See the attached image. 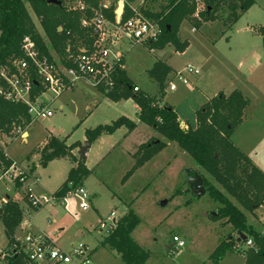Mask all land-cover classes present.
I'll return each mask as SVG.
<instances>
[{
	"label": "rangeland",
	"instance_id": "rangeland-1",
	"mask_svg": "<svg viewBox=\"0 0 264 264\" xmlns=\"http://www.w3.org/2000/svg\"><path fill=\"white\" fill-rule=\"evenodd\" d=\"M119 3L123 1L117 2L115 13ZM64 4L71 7L74 0H64ZM163 5V0H156L152 9L159 11ZM28 12L37 31L44 36L39 19L31 9ZM227 13L222 8L215 14L214 21L203 22L200 27H195V31H192L194 25L191 22L183 21L178 33L180 40L187 42L183 53L177 52L173 45L150 50L146 42L136 43L125 37L113 44V49L123 56L121 64L132 86H138L140 92L157 98L162 105H171L179 119L191 127L196 125V112L210 99L218 94L229 95L235 90L241 92L248 106L231 141L253 165L264 171V42L260 34L264 28V0H256L232 26L226 18ZM107 31L111 35L114 28H107ZM158 61L166 63L173 71H182L189 65L197 68L199 74L188 75L187 85L176 83L174 91L168 86L160 90L148 76V71ZM172 75H168L166 85L173 81ZM105 86L103 83L95 88ZM40 101L53 112L52 117L33 121L27 129V142L22 143L18 138L25 137V132L21 131L6 150V155L21 162L19 166L32 179L36 175L37 181L28 180V184L17 189L14 182L3 176L0 178V198L7 196L20 200L28 187L36 196L52 195L65 182L71 168L68 161L37 165L36 171L33 163L24 161L25 156L48 136L53 135L70 145L81 143L87 129L110 125L118 117L124 116L136 123L132 99L113 102L85 81H77L72 90L56 99L46 93ZM136 124V129L128 136L126 128L121 127L94 140L86 152L85 166L94 170L83 180L84 189L92 197L90 209L80 210L79 217L73 219L59 202L45 205L38 219L34 220L31 233L40 236L43 228L51 237L56 235L59 246L64 249L85 243L93 250L94 264H124L115 251L102 244L105 233L99 232L98 226L111 212L119 219L133 211L140 221L132 238L149 253L146 264H245L247 252L255 251L256 246L242 253L245 246L238 240L236 232L223 220L213 218L218 206L208 193L198 200H190L187 170L214 183L175 143H166L162 151L131 172L135 161L125 164L126 158L137 145L152 135L155 137L151 139L165 141L149 126ZM5 140L9 141L8 138ZM33 167L34 171H31ZM214 186L220 189L216 184ZM163 201L165 204L161 206ZM246 216L248 224L264 236V206L252 213L246 212ZM174 236L184 242L183 248L175 249ZM222 242L231 245V252L216 260L212 254ZM7 244L0 220V249L10 248Z\"/></svg>",
	"mask_w": 264,
	"mask_h": 264
},
{
	"label": "trees",
	"instance_id": "trees-1",
	"mask_svg": "<svg viewBox=\"0 0 264 264\" xmlns=\"http://www.w3.org/2000/svg\"><path fill=\"white\" fill-rule=\"evenodd\" d=\"M60 4L48 3L47 0H0V65L11 56L20 57V46L25 37H29L42 55L51 57L50 50L59 61L68 66L66 58L69 53L78 48H88L93 42L91 32L80 25L82 18H92L93 10H101L104 17L111 23L115 21V7L120 0H81L86 10L79 12L69 9L64 0ZM124 4L121 23L134 16L131 6L136 0H121ZM153 3L156 0H144ZM205 5L200 20L193 17L195 11L194 0H163L164 5L159 11L150 12L139 7V13L151 22H155L160 34L155 41L146 42L150 50H162L167 45H173L177 52L183 53L187 47L186 41L179 38V29L183 21H189L197 28L203 22L214 21L215 14L225 8L229 25L232 26L241 14L249 10L256 0H199ZM103 5H107L103 9ZM39 19L44 36L36 29L28 12ZM264 42V28L260 33ZM48 43V44H47ZM169 65L158 61L148 71L163 90L168 75L173 73ZM114 84L109 89L98 88L105 97L113 102L132 99L139 109V121L152 128L165 141L151 139L138 147L133 155L135 164L131 172L143 166L151 157L165 148L166 143H175L178 148L188 155L192 161L206 172L214 184L202 177L206 193L218 206L216 220H223L236 232L241 243L242 235L251 239L256 250H250L245 256V264H264V236L256 232L247 222L246 212L252 213L262 205L264 200V171H261L243 154L231 141L235 129L242 123L248 101L241 92L235 90L229 95L218 94L202 105L196 112L195 128L187 130L181 127L177 114L168 105L160 106L159 100L143 92H133L130 80L117 67L113 74ZM42 89L33 84L31 97L38 96ZM31 123L27 107L20 103L7 102L0 98V129L15 137L16 130L25 131ZM125 127L128 133L136 128V124L125 117H120L110 125L98 126L85 132L86 141L90 144L102 135L112 134L117 129ZM15 129V130H14ZM14 131V132H13ZM156 141H158L156 143ZM78 144L65 145L64 141L54 136H48L42 146L35 147L27 156L30 160L34 156L40 157V165L45 166L50 161L68 158L76 163L69 171L68 177L54 196L61 200L69 192V183L73 186H83V180L92 173L84 166L83 159L75 160L72 151ZM14 164L7 158L0 147V173ZM34 171V167L31 169ZM129 172V173H131ZM20 187L19 184H15ZM235 200L236 204L231 200ZM26 201V199L24 198ZM191 201L195 200L193 197ZM238 204V205H237ZM242 208H240V207ZM0 220L5 231L11 237L9 246L18 245L14 239L17 227L22 222V209L19 205L8 200L0 208ZM139 218L133 211L120 217L116 227L105 236L102 244L115 251L124 264H146L150 255L145 252L132 238V233ZM231 252V245L222 242L213 252L212 257L220 260L226 253ZM2 264V263H0ZM5 264H26L22 253L12 255Z\"/></svg>",
	"mask_w": 264,
	"mask_h": 264
},
{
	"label": "built area",
	"instance_id": "built-area-1",
	"mask_svg": "<svg viewBox=\"0 0 264 264\" xmlns=\"http://www.w3.org/2000/svg\"><path fill=\"white\" fill-rule=\"evenodd\" d=\"M143 1L139 0L141 4ZM194 2L193 17L200 20L205 5L199 0ZM102 8L106 9L107 5H103ZM69 9L84 12L86 6L81 0H74L73 6ZM131 9L134 16L123 23L118 17H115L114 23L109 22L101 10H93L92 18H82L80 25L83 29L90 30L93 42L88 48L69 53L66 58L68 66H64L58 59L42 55L35 43L29 37H25L20 46L21 56H11L0 65V98L7 102L25 105L33 122L48 119L53 115V112L40 101V97L46 93L52 94L56 99L63 92L71 89L77 80H85L93 87L106 83L104 88H111L114 84L113 74L116 68L123 71L121 64L123 56L118 51H114L113 44L122 37L136 43L155 41L160 34L159 26L141 16L139 8L131 6ZM107 28H114L111 35H108ZM192 31H195V28H192ZM198 74L199 70L189 65L182 71H174L173 81L168 84L169 90H176V83L187 85L188 75ZM33 84H37L42 89L35 97H31ZM138 91L139 88L134 86L133 92ZM181 127L185 130L189 128L187 123H182ZM16 132L21 133L19 129ZM5 135L6 133L0 129V147L3 152L5 150L2 139ZM3 176H7L14 184L20 186L35 182V179H32L30 174L15 162L9 169L0 173V178ZM68 187L69 192L61 200H58L54 194L36 196L28 187L23 193L27 203L26 214L31 215L45 205L59 202L71 218L77 219L80 210L90 209L91 197L83 186H73L69 183ZM6 202L7 199L0 198V208ZM261 206H264V200ZM117 220L114 212H111L104 221L100 222L99 232L108 235L116 227ZM25 224V220H22L19 225L23 234L18 239V245H13L7 250L0 249V263L5 264L8 258L19 252L25 256L26 264H94L93 250L87 244L79 243L71 245L68 250H63L48 235L35 236L25 231ZM173 241L176 250L184 247V242L179 237L174 236ZM243 245L245 246L241 250L243 254L247 249L254 247L251 239H245Z\"/></svg>",
	"mask_w": 264,
	"mask_h": 264
},
{
	"label": "crops",
	"instance_id": "crops-1",
	"mask_svg": "<svg viewBox=\"0 0 264 264\" xmlns=\"http://www.w3.org/2000/svg\"><path fill=\"white\" fill-rule=\"evenodd\" d=\"M153 4H155V2H153L152 4L151 3H149V2H146V1H143V3L141 4L140 2H139V0H136L135 1V3H134V7H136V8H139V7H141V6H143V8L144 9H148L150 12H156L157 10H154V9H152V6H153ZM79 49H82V48H78V50ZM50 54H51V56H52V58H57L58 59V57L54 54V52L53 51H50ZM55 58V59H56ZM59 60V59H58ZM123 72H124V74H125V70L123 69ZM125 75H127V74H125ZM127 78H128V76H126ZM129 79V78H128ZM130 80V79H129ZM77 81H85V80H77ZM76 81V82H77ZM75 82V83H76ZM85 82H87V81H85ZM131 82V81H130ZM75 83H74V85H75ZM87 83H89V82H87ZM74 85H73V87H74ZM73 87L71 88V89H69V90H72L73 89ZM138 87V86H137ZM94 89L98 92V93H100L103 97H105L100 91H98L95 87H94ZM68 91V90H67ZM141 91V90H140ZM66 92V91H65ZM65 92H63V93H65ZM242 94V93H241ZM62 95V94H61ZM227 96V95H226ZM107 98V97H106ZM135 104V103H134ZM204 105V104H203ZM96 106H97V103H96V105L94 106V108H96ZM160 106H162V104L160 103ZM171 106V105H170ZM172 107V106H171ZM49 108V107H48ZM173 108V107H172ZM60 109H62V107H60ZM135 111H136V123H138V124H140L141 122L139 121V109H138V107H137V105L135 104ZM175 111V110H174ZM91 112H92V110H91ZM177 114V113H176ZM245 114H246V109H245ZM245 114H244V117H243V119L245 118ZM52 117V116H51ZM121 117H124V116H121ZM177 117H178V114H177ZM118 118H120V117H118ZM117 118V119H118ZM126 118V117H125ZM117 119H115V120H117ZM128 119V118H127ZM242 119V120H243ZM115 120H113L112 122H114ZM178 120L180 121V124H182V123H187V122H185V121H183V120H181V119H179V117H178ZM131 121V120H130ZM133 122V121H132ZM196 122V121H195ZM32 123V122H31ZM135 123V122H134ZM135 123V124H136ZM31 125V124H30ZM29 125V126H30ZM190 128H195V126L194 127H191L189 124H187ZM28 126V127H29ZM100 126H102V125H100ZM28 127H27V129H28ZM98 127V126H97ZM136 127H137V124H136ZM96 128V127H95ZM95 128H93V129H95ZM25 130L24 132H25V137H22L21 138V136L20 137H18V138H20V140H21V142L22 143H26L27 142V139H28V136H29V133H28V130ZM136 129V128H135ZM134 129V130H135ZM87 130H92V129H87ZM86 130V131H87ZM127 130V129H126ZM133 130V131H134ZM85 131V132H86ZM132 131V132H133ZM154 131V130H153ZM132 132H130V133H128V131H127V134H126V136H128L129 134H131ZM155 132V131H154ZM156 133V132H155ZM20 134V133H19ZM18 134V135H19ZM17 135V136H18ZM23 135V136H24ZM156 135H157V133H156ZM17 136H15V137H9L8 135H5L4 137H3V139H2V142H3V148H4V152H5V155H6V150L8 149V147H9V145H10V143H11V141H13L14 139H16L17 138ZM50 136H53V135H50ZM102 136H106V135H102ZM102 136H100V137H102ZM55 137V136H54ZM99 137V138H100ZM153 137H155V135H152L151 137H149L148 139H151V138H153ZM6 138H8L9 139V141H6L5 139ZM57 138V137H56ZM47 139V138H46ZM46 139L44 140V142L42 143V144H40V145H38V146H42V145H44L45 144V142H46ZM148 139H146L143 143H140L139 145H137L136 147H135V149L131 152V153H129V155H128V157L126 158V159H128V160H126L127 161V163H125V164H128V163H130V161H133L132 162V164L134 163V158H133V155L136 153V151H137V149H138V147L140 146V145H142V144H145L147 141H148ZM60 140V139H59ZM61 141H63V140H61ZM86 142V138H85V134H84V140L81 142V143H79V141L78 142H76V144H78V146L72 151V155H73V157L75 158V160H78V159H80L81 157H82V159L84 158V156H85V154H86V152L88 151V149L92 146V144H90L89 145V147L87 148V150L85 151V153H84V155L83 156H78V153H79V148L81 147V146H83L84 145V143ZM64 143H65V141H64ZM72 144H75V143H72ZM72 144H70V145H72ZM65 145H67V144H65ZM70 145H67V146H70ZM38 146H36V147H38ZM27 156V155H26ZM26 156H25V159H24V161H27L26 160ZM6 157L7 158H9L7 155H6ZM80 157V158H79ZM10 159V158H9ZM56 160H66V161H68L70 164H71V168H70V170L72 169V168H74L75 166H76V163H74V162H72L71 160H69L68 158H62V159H56ZM56 160H53V161H56ZM13 161V160H12ZM15 162V161H14ZM27 162H31V163H33L34 164V167H35V171H36V166L37 165H40V157L39 156H34L33 158H31L30 160H28ZM50 162H52V161H50ZM83 162H84V166H85V161L83 160ZM15 163H17V164H19V163H21V162H15ZM86 167V166H85ZM87 168V167H86ZM87 170H89V168H87ZM89 171H92V173L91 174H93L94 173V170H89ZM35 181H37V177H36V175H35ZM63 184V183H62ZM61 184V185H62ZM16 187V186H15ZM21 187V186H20ZM20 187H16L17 189H19ZM54 194V193H53ZM91 197V196H90ZM16 198V197H15ZM15 198H9V197H7L6 196V198L5 199H7V201L8 200H11V201H14V202H16L18 205H19V207L22 209V220H25V222H26V224H25V226H26V228H25V231H27V232H30L31 233V231H30V229H31V227L33 226V222H34V220L35 219H38V216L40 215V213L42 212V210H44V209H39V210H37L36 212H34L33 214H31V215H27L26 214V210H27V203H26V201L24 200V196H23V193H22V196H21V198H20V200H18L17 198L15 199ZM60 204V203H59ZM90 204L92 205V197H91V202H90ZM53 222H56L55 221V219L53 220ZM38 224V223H37ZM43 227V226H42ZM38 228H40V227H38ZM37 228V229H38ZM21 229V228H20ZM41 232H42V234H45V235H48L49 237H51L48 233H46L45 232V229H43V228H41ZM15 234H16V232H15ZM22 234H23V232L22 233H20V235H19V238L22 236ZM32 234V233H31ZM41 234V235H42ZM15 236V235H14ZM13 236V237H14ZM78 236H83V234L82 233H78ZM10 237V236H9ZM11 238V237H10ZM18 238V239H19ZM52 239H53V241L56 243V245L59 247V248H61V249H63V250H68L69 248H67V249H64L63 247H60L59 246V244H58V241H57V237H56V235H54V237H51ZM18 239H17V241H18ZM8 243H9V240H8ZM8 245L9 244H7V247H8ZM6 247V248H7Z\"/></svg>",
	"mask_w": 264,
	"mask_h": 264
},
{
	"label": "water",
	"instance_id": "water-1",
	"mask_svg": "<svg viewBox=\"0 0 264 264\" xmlns=\"http://www.w3.org/2000/svg\"><path fill=\"white\" fill-rule=\"evenodd\" d=\"M48 3H54V4H60V2L58 0H47ZM123 9H124V4L123 3H119L117 10H116V17L121 18L122 14H123ZM158 141H156L157 143ZM90 143L89 142H85L83 146H81L79 148V153L81 156L84 155L85 151L87 150V148L89 147ZM186 177H187V185H188V191L191 197H193L195 200L200 199L201 197H203L206 194V189L203 185V179L202 177L197 173L194 172L192 170H187L186 172ZM165 204V201L161 202V206H163ZM216 215L213 214V216ZM21 233V229L18 226L16 229V234L14 236V239H18L19 235ZM5 236L7 238V240L10 239L8 233L5 231ZM242 240H245L246 237L244 235H242Z\"/></svg>",
	"mask_w": 264,
	"mask_h": 264
}]
</instances>
